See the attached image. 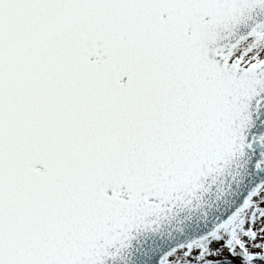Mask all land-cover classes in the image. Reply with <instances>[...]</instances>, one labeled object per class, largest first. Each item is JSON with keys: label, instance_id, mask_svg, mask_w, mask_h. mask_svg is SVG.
Returning a JSON list of instances; mask_svg holds the SVG:
<instances>
[{"label": "snow or ice", "instance_id": "snow-or-ice-1", "mask_svg": "<svg viewBox=\"0 0 264 264\" xmlns=\"http://www.w3.org/2000/svg\"><path fill=\"white\" fill-rule=\"evenodd\" d=\"M0 264H264V0H0Z\"/></svg>", "mask_w": 264, "mask_h": 264}]
</instances>
